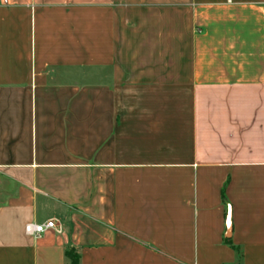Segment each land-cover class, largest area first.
Here are the masks:
<instances>
[{
  "label": "crops",
  "instance_id": "1",
  "mask_svg": "<svg viewBox=\"0 0 264 264\" xmlns=\"http://www.w3.org/2000/svg\"><path fill=\"white\" fill-rule=\"evenodd\" d=\"M69 248L264 264V0H0V264Z\"/></svg>",
  "mask_w": 264,
  "mask_h": 264
},
{
  "label": "built area",
  "instance_id": "2",
  "mask_svg": "<svg viewBox=\"0 0 264 264\" xmlns=\"http://www.w3.org/2000/svg\"><path fill=\"white\" fill-rule=\"evenodd\" d=\"M47 229H54L56 232L61 231V227L53 219L45 222H27L25 224V232L33 236H39Z\"/></svg>",
  "mask_w": 264,
  "mask_h": 264
},
{
  "label": "trees",
  "instance_id": "3",
  "mask_svg": "<svg viewBox=\"0 0 264 264\" xmlns=\"http://www.w3.org/2000/svg\"><path fill=\"white\" fill-rule=\"evenodd\" d=\"M65 255L68 259V264H78L79 254L74 248H69L65 251Z\"/></svg>",
  "mask_w": 264,
  "mask_h": 264
},
{
  "label": "rangeland",
  "instance_id": "4",
  "mask_svg": "<svg viewBox=\"0 0 264 264\" xmlns=\"http://www.w3.org/2000/svg\"><path fill=\"white\" fill-rule=\"evenodd\" d=\"M69 262V261H68Z\"/></svg>",
  "mask_w": 264,
  "mask_h": 264
}]
</instances>
